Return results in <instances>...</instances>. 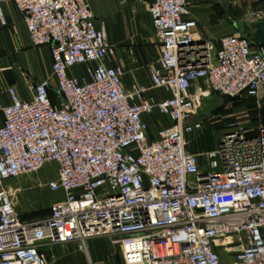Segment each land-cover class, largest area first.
Returning <instances> with one entry per match:
<instances>
[{"label":"built area","instance_id":"2783aa9c","mask_svg":"<svg viewBox=\"0 0 264 264\" xmlns=\"http://www.w3.org/2000/svg\"><path fill=\"white\" fill-rule=\"evenodd\" d=\"M10 1L53 64L32 100L15 88L9 105L0 100V264H51L43 244L86 250L101 237L114 239L125 264H223L220 250L232 246L241 249L230 264H264V125L251 135L233 124L214 150H189L207 130L204 99L258 98L264 45L233 35L216 49L187 18L189 0H133L148 5L160 44L149 73L170 97L156 101L107 65L116 47L88 0ZM155 110L172 125L151 141L146 118ZM49 164L57 177L44 188L60 199L48 217L25 221L10 184Z\"/></svg>","mask_w":264,"mask_h":264},{"label":"crops","instance_id":"0c3cea01","mask_svg":"<svg viewBox=\"0 0 264 264\" xmlns=\"http://www.w3.org/2000/svg\"><path fill=\"white\" fill-rule=\"evenodd\" d=\"M88 1L95 17V27L103 29L109 42L116 47V56L109 59L107 65L120 66L124 69L123 83L127 88L139 84L147 89V97L156 101L168 99L170 97L168 92L153 87L149 73L151 67L158 66L161 50L148 5L133 0ZM189 3L190 15L187 18L197 21L198 32L216 49L219 48V42L223 37L244 35L243 24L257 22L264 24V0L257 3L250 0H189ZM253 13H262V18L257 19ZM52 64L49 48L33 46L24 15L16 4L10 0H0V100L5 105L11 103L9 88H15L22 100H32L36 85L51 78ZM83 71L84 68L73 69L72 74L80 76ZM253 100L264 104V89L260 91L258 98ZM194 120H197V117ZM146 121L151 141L158 139L160 133L172 125V122L158 110L147 117ZM212 121L213 116L207 117V134L216 129ZM2 123L3 117L0 115V125ZM249 130L251 135H254L257 128ZM215 132L220 142L221 136L223 137L227 130ZM198 141V139L191 141L190 152L202 155L215 149H209L210 144H207V151L200 152ZM199 166L202 170L208 171V159L201 156ZM58 199L60 195H56L52 201L56 202ZM18 212L23 220L29 221L19 208ZM49 215L50 211L44 217ZM86 248L82 250L79 243L55 246L43 244L41 251L51 264H125L120 246L113 238L91 239L87 242Z\"/></svg>","mask_w":264,"mask_h":264},{"label":"rangeland","instance_id":"374dc122","mask_svg":"<svg viewBox=\"0 0 264 264\" xmlns=\"http://www.w3.org/2000/svg\"><path fill=\"white\" fill-rule=\"evenodd\" d=\"M213 98L218 105V111L213 115V121L211 122L216 128L215 131L219 130L220 133L225 130L228 131L229 127L233 124H239L251 130L264 124L263 102L253 100L254 98L232 99L218 96H214ZM215 131L207 134L206 130L198 138V143H200L198 151H207V144H210L209 149L218 146V134ZM56 171L57 167L54 164H49L39 173L21 177L10 184V188L13 191L20 189L21 192L22 190L21 193L18 192L15 196L17 207L29 221L42 219L55 203L52 199L56 195L44 188V186L49 181L55 179ZM240 249L237 246H232L230 250H221L222 263L230 264L232 262V255Z\"/></svg>","mask_w":264,"mask_h":264},{"label":"water","instance_id":"95a60500","mask_svg":"<svg viewBox=\"0 0 264 264\" xmlns=\"http://www.w3.org/2000/svg\"><path fill=\"white\" fill-rule=\"evenodd\" d=\"M242 31L245 36L254 40L257 46L264 45V24L257 22L253 24H243ZM218 111V105L214 98H208L203 100V108L201 114L206 117H212Z\"/></svg>","mask_w":264,"mask_h":264}]
</instances>
